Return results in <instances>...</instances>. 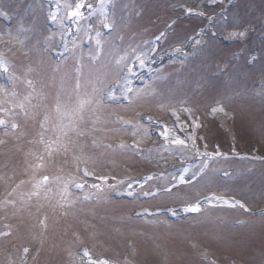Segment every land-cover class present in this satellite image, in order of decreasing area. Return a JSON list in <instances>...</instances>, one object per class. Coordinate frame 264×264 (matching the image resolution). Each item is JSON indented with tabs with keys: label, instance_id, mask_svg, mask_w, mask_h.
I'll return each mask as SVG.
<instances>
[{
	"label": "rangeland",
	"instance_id": "obj_1",
	"mask_svg": "<svg viewBox=\"0 0 264 264\" xmlns=\"http://www.w3.org/2000/svg\"><path fill=\"white\" fill-rule=\"evenodd\" d=\"M10 1L0 0V9L8 13L14 5L13 11L19 14L20 20L28 15L31 17L32 12L38 11V3L35 1H31V5L23 0ZM228 1L217 0L216 3H212V0H112L101 9L97 0H86L94 5V15L78 23L71 18L67 19V11L72 9L63 7L60 9L59 16L65 18L62 24L59 20L56 21V30L59 34H63L64 37L65 31L73 23H76L78 28L74 40L79 42L82 39L85 41L87 36L95 37V32L100 31L99 49L95 39H90L91 46L85 51L92 55L93 61L86 64L84 62V73L81 76V86L77 94L72 92L73 87H77L70 74L72 67L64 66L60 70V74L65 71L60 81V74L52 75L51 64L43 58L32 60L29 64L35 73L27 78L35 79V87L32 84L31 89L27 90L19 85L23 88L20 92L18 87L13 86L20 92L19 96H13L14 99L27 98L30 101L29 106L24 107L25 115L29 117L26 120H19L18 117L16 119L22 127V133L32 136L46 134L49 143L41 142L33 146V149L38 146L42 148L41 152H35V154L46 157L47 164L35 163L32 173L27 171L26 176L31 174L29 183L25 184L26 176H8L6 173L0 176V191L13 197L12 207L9 209L6 199L0 201V264H7L6 253L10 252L9 247L14 251V258L9 259V264H21L23 256L32 257L24 264H63V261L69 263L65 255L66 249L62 245L66 244L67 240L70 241L68 243L74 244L89 238L94 240L92 244L99 243V247L106 248L102 251L99 247H93L95 251L112 259L120 257L124 251L138 260L141 258L142 263L197 264L194 261L192 248L197 245L200 247L212 244L216 245L218 252H221L219 245L223 248V256L228 261L235 256L243 261V264H264V227L247 226L235 234L228 229L211 231L212 227L216 228V226L208 219L214 218L215 214L222 219L235 217V214L227 210L205 212L188 221L175 224L171 234L163 235L153 241L152 238L143 235V232L154 231L152 225L144 226L136 222L131 224L125 217L131 203L119 206L106 202V205L94 207L90 214L61 215L58 213L71 210V201L68 199L58 201L55 196L58 194L54 192V180L61 183L63 187H70V181L66 179L67 176L73 175L69 172L72 170L75 176H84V173L91 176H155L151 174L159 175L170 167L172 169L170 172L164 171V174H167L165 176H191L189 182L192 183L193 176H216L219 175L220 170H223L222 166L229 164L216 163L203 173H200L201 166L196 164H192L187 169L186 166L193 155V152H189L188 149H183L184 152L180 153L174 150H170L169 154L156 153L150 157L149 161L136 160L134 158L135 153L138 152L134 151L138 149L136 146L147 148L160 146L157 138L150 136V131L155 127L152 124L144 126L141 122L143 116L148 114L165 120L167 128L174 131L181 140H186L185 133L195 137V146H191L195 153L197 149L200 152L215 153L214 142L220 145L224 153H231V141L237 139L240 142L239 148H244L246 154L257 160L264 158V0H238L237 6H229ZM38 2L42 4L43 1ZM50 2L48 13L53 11L54 0ZM64 2L65 0H61V4ZM67 2L74 8L77 0H67ZM23 7L25 9L20 11ZM186 9L193 11L188 13ZM83 11L87 13L88 10L85 8ZM198 12H203L204 15L196 14ZM106 17L114 24L113 31L103 28L100 24V20ZM89 24L94 28L86 32L85 29ZM3 26V17H0V46L2 49L8 46L13 48L11 39L14 32L7 30L9 32L6 34V28ZM204 30L207 37L198 49H193L190 53H187L190 50L185 49L184 52H180L183 54L179 57L176 55L171 59L168 58L156 66L160 58L167 53H162L165 49L171 47V51L175 48L183 50L191 38L192 44L195 45V39L199 34H203ZM240 31H245L246 35L244 37L229 35L231 32ZM161 32L165 35L156 41L155 37ZM256 32H258V38L254 40L251 34ZM44 34L43 32L39 35ZM220 34L226 37V41H220L218 38ZM69 39L70 36L68 41ZM119 39H122L123 43L119 46L111 45V42L119 41ZM21 42L22 40L19 41ZM71 42L76 46L73 40ZM14 48L16 49L17 46L15 45ZM137 57L144 60L143 66L140 65ZM247 59L253 61L252 67L247 66ZM128 66L139 68L141 71L139 76L154 68L155 75L143 88L139 89L135 85L132 87L131 99L134 101L131 106L119 107L104 104L102 90L111 87L123 76ZM221 68L224 74L218 76ZM46 72L48 75L45 74ZM19 74L23 75L22 71H19ZM44 77L48 80L45 81ZM23 78L21 77V80ZM56 82L59 84L54 86ZM60 86L64 92L60 95L57 104L62 109L63 118L58 120L59 118L54 119L47 114L56 115V109H51L55 104L54 101H58L53 90L56 88L59 90ZM5 87L0 83V96L5 91L6 94L12 93L13 88L8 90ZM186 109L188 111H185ZM116 115L123 116L127 120H136L131 122L138 124L136 125L138 129L132 127L125 134L120 131L124 142H127L126 146L124 143L125 155H120L121 153L114 149L115 145L119 147L122 145L113 135L115 133L112 131V126L110 129L106 125L107 122L111 124L112 116ZM50 119H52L51 124L57 126L51 131L46 124ZM38 123L46 124L45 132L42 127H36L40 125ZM91 124L94 126L93 129L88 127ZM176 127L179 128L178 132L175 131ZM140 128L143 130H139ZM157 129L163 131L162 128ZM37 130L40 133L36 132ZM6 135L8 136L4 131H0V137H7ZM81 135L84 137L81 138ZM234 136L237 138L234 139ZM94 137L103 139L101 142L104 145L107 142L109 144L107 148L115 151L108 153L93 147L94 154L91 153V159L87 160L89 153L87 149L84 150L85 145L88 141L91 144L93 142L91 138ZM130 143L134 144L133 147ZM18 145L19 142L15 143V141L6 148L0 144V154L12 161L10 165L6 162V166L16 171H18L19 163L24 160L21 151L17 150ZM51 149H54L53 152H50ZM158 151L159 149H153V152ZM66 152L71 155L64 154ZM24 158L27 160L28 155ZM0 165H2L1 158ZM242 165L240 175L236 176H246L243 175L245 173L249 177L240 182L245 190L237 189L240 194L239 199L248 204V199L252 200V195L256 194L257 197L251 204L255 207L264 203V168H262L264 164L244 162ZM218 168L216 172L213 171ZM3 169L0 168V173ZM257 170L258 172L255 173ZM44 176H49V180H43ZM35 180H37L35 183L38 188L31 184ZM203 180L192 183L195 186L193 189L187 187L184 191L181 189L164 194L162 199L156 201L153 206L194 205L207 192L218 194L227 192L218 184L202 182ZM164 185L166 186V183ZM28 186L40 197L35 204L24 203L32 195L31 193L25 195ZM72 197L73 195L69 199ZM15 198L20 202L15 203ZM2 204L5 207L1 206ZM61 205L65 207L62 210H60ZM43 213L51 223L47 232L39 229L38 226L39 214ZM78 218L81 220L78 221ZM154 225L156 233L165 232L170 228L166 225ZM114 229L118 230L117 235L113 233ZM3 235L9 239L8 243L7 239H2ZM127 235L132 237L131 242L137 244L134 251L125 246ZM56 236L63 242L54 243ZM213 240L216 242L213 243ZM221 240L233 245L218 242ZM187 241H193L194 246L192 248L187 246ZM27 246L26 252L24 248ZM68 248H71V245Z\"/></svg>",
	"mask_w": 264,
	"mask_h": 264
},
{
	"label": "snow or ice",
	"instance_id": "obj_2",
	"mask_svg": "<svg viewBox=\"0 0 264 264\" xmlns=\"http://www.w3.org/2000/svg\"><path fill=\"white\" fill-rule=\"evenodd\" d=\"M112 0H97V3L99 4L100 8L103 9L105 4L107 3H111ZM217 0H212V3H216ZM222 2V0H221ZM69 8V9H72V10H69L67 11V18H71L74 20V22L78 23L79 21L81 20H87L88 18H91L93 15H94V5L92 3H88L86 2V0H77V2L75 3L74 5V8H72V5L69 4L67 2V0H65V2L63 4H61V0H54V3H53V11L50 13L49 15V19H51L52 21H60L61 24H62V21L65 17L63 16H59V12H60V9L61 8ZM87 9V13H85L83 11V9ZM186 11L188 13H192V9H186ZM139 14V13H137ZM198 15H201L203 16L204 13L203 12H198L196 13ZM0 17H3L5 19L8 18V13L2 9H0ZM100 24L103 26V28L105 29H110L114 26V24L111 22V20L109 18H105V19H101L100 20ZM94 28L93 25L89 24L87 26V28L85 29V31H90ZM165 35V33L161 32L158 36L155 37V40L156 41H159L163 36ZM230 36H239V37H244L246 35V32L245 31H240V32H231L229 33ZM101 37V33L100 31H96L95 32V37H91L89 36L88 39H95L96 41V44H97V48L99 49V44H100V38ZM49 39H51V36L48 37ZM197 45L200 44V40H196L195 42ZM155 49H153L154 51ZM174 52L176 53H179L182 51V48H175L173 49ZM121 59H123V57H121ZM137 59L139 60V63L141 66H143L144 64V60L140 57H137ZM119 62V61H118ZM251 62V61H250ZM214 111H216V109H213ZM185 111H188L187 109ZM175 115V113H173ZM196 126V125H195ZM169 131H171L170 129H167V126H165V130L161 133V136L163 139L167 140L168 139V133ZM189 139H191L193 141V144H195V137H189ZM173 144H186V142L184 140H181L179 139L178 137L173 139L172 141ZM197 151V154L200 155V156H204V157H207V158H211L213 156H219L221 155V153H219L218 151L215 152V153H212V154H209L207 152H200L199 149L196 150ZM181 181L184 180V176L182 175L180 177ZM243 206V205H241ZM193 211H198L199 209L198 208H194V209H191Z\"/></svg>",
	"mask_w": 264,
	"mask_h": 264
}]
</instances>
